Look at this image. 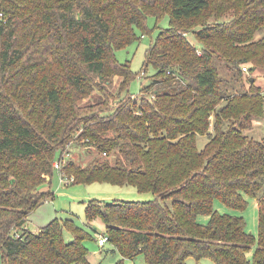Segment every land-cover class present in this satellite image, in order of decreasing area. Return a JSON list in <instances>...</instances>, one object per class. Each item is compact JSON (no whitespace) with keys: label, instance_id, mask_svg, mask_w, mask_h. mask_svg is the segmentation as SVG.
I'll use <instances>...</instances> for the list:
<instances>
[{"label":"trees","instance_id":"obj_1","mask_svg":"<svg viewBox=\"0 0 264 264\" xmlns=\"http://www.w3.org/2000/svg\"><path fill=\"white\" fill-rule=\"evenodd\" d=\"M0 14L1 264H90L94 222L115 264H264V140L244 133L264 118L255 76L264 71V0H0ZM165 15L140 71L154 68L150 84L133 95L140 73L115 51L144 36L148 17ZM112 77L115 95L105 85ZM95 89L102 100L82 103ZM198 136L208 138L201 150ZM80 141L99 156L57 171L54 161ZM55 171L154 198L89 200L87 227L55 217L31 232L28 216L52 195L44 186ZM248 197L256 236L241 215L214 208L219 200L243 211Z\"/></svg>","mask_w":264,"mask_h":264},{"label":"rangeland","instance_id":"obj_2","mask_svg":"<svg viewBox=\"0 0 264 264\" xmlns=\"http://www.w3.org/2000/svg\"><path fill=\"white\" fill-rule=\"evenodd\" d=\"M169 25V17L165 15L159 21H156L153 17H148L146 21L147 31L143 37L135 40L130 45L123 49L115 51V56L118 62L126 63L128 61L131 70L134 74L142 71V63L144 61L145 50L153 39L157 36L160 29L166 28ZM141 32L136 30V35L140 37ZM188 39L197 44L191 35H187ZM219 71L225 73L224 67H219ZM154 73V68L148 66L145 74L141 73L135 76L129 84L128 90L133 95H137L142 86L150 84L151 76ZM256 84L264 90V71L259 70L255 73ZM110 82L106 81L105 85H109V89L116 94L117 88L120 86V78H109ZM100 84L104 83L100 78H96ZM109 83V84H108ZM236 89L241 90L238 84H234ZM125 96V93H122ZM102 100L101 91L95 89L90 95L82 100L84 104L97 103ZM114 103L109 100V105ZM245 135L255 140H264V118H254L251 128L244 131ZM77 135V134H76ZM77 141V140H75ZM208 142L206 136L197 137V147L202 149ZM79 143V141H77ZM72 142L69 148V155L66 161H74L76 164L84 165L88 163L95 156H99L96 148L87 147L81 144ZM102 156V155H101ZM105 157V156H102ZM58 158V157H57ZM48 176H46V179ZM51 190L50 198L45 201L40 208H37L33 216L27 221L26 228L32 232H37L40 224H44L49 220L57 217L59 220L64 221L66 218L71 219L73 224L79 227H87L85 221V207L89 200H101L106 202L111 201H147L152 200L154 195L149 192H138L132 186H118L109 183L93 182L90 184H73L69 181L65 182L61 180L58 172L55 171L51 177V181L47 182L44 186ZM214 208L220 213H230L241 215L246 222V231L253 235H257V219H258V207L254 198H247V206L243 211L233 210L226 207L219 200L214 201ZM208 216L199 215L198 221L202 224L208 222ZM96 229L94 231L92 228ZM89 231L93 235V239L86 240L84 243L90 253V264H115L119 256L117 253H113L109 250L110 244L105 243L103 247L97 245V238L103 233V224L100 222H94ZM63 237L65 241H71V233L68 228L63 229ZM252 250L247 254L248 259H251ZM1 264V263H0ZM129 264V263H128ZM132 264V263H130ZM138 264V263H137ZM186 264H214V262L208 258H203L199 261L194 259H188Z\"/></svg>","mask_w":264,"mask_h":264},{"label":"built area","instance_id":"obj_3","mask_svg":"<svg viewBox=\"0 0 264 264\" xmlns=\"http://www.w3.org/2000/svg\"><path fill=\"white\" fill-rule=\"evenodd\" d=\"M0 15H1V14H0ZM243 70H244V71H247V68H246V67H243ZM143 74H144V73L142 72L141 75H143ZM68 155H69V152H66L65 154L61 155L60 158H58V159H56V160L54 161L53 166H54V168H55L57 171L61 170V168L63 167V165L65 164V161H66V158H65V157H67ZM60 178H61V177H60ZM61 180L67 182V181H71L72 178L69 179V180L66 179V178H65V179L62 178ZM106 242H107V237H106L104 234H101V235L98 236V238H97V244H98L99 246H104Z\"/></svg>","mask_w":264,"mask_h":264},{"label":"crops","instance_id":"obj_4","mask_svg":"<svg viewBox=\"0 0 264 264\" xmlns=\"http://www.w3.org/2000/svg\"><path fill=\"white\" fill-rule=\"evenodd\" d=\"M48 179H50L49 177H47ZM44 190H46V191H48V190H50L49 188H45ZM51 191V190H50ZM48 200V199H47ZM46 200V201H47ZM42 206V205H41ZM40 208V207H39ZM34 212H32L29 216H28V221H29V219H30V217L31 216H33L32 214H33ZM50 221V220H49ZM48 221V222H49ZM48 222H45L44 224H40V226L38 227V229L40 230L41 229V227H43L45 224H47ZM38 230V231H39ZM32 232V231H31ZM98 245V244H97ZM99 246V245H98ZM101 247H103V246H101ZM89 261H90V253H89Z\"/></svg>","mask_w":264,"mask_h":264},{"label":"water","instance_id":"obj_5","mask_svg":"<svg viewBox=\"0 0 264 264\" xmlns=\"http://www.w3.org/2000/svg\"><path fill=\"white\" fill-rule=\"evenodd\" d=\"M250 81H254V78H250Z\"/></svg>","mask_w":264,"mask_h":264}]
</instances>
